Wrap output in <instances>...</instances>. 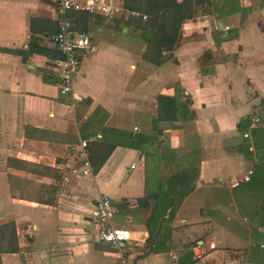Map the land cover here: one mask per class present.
Segmentation results:
<instances>
[{"label": "crops", "instance_id": "crops-1", "mask_svg": "<svg viewBox=\"0 0 264 264\" xmlns=\"http://www.w3.org/2000/svg\"><path fill=\"white\" fill-rule=\"evenodd\" d=\"M102 1L113 19L73 13L96 51L62 95L49 0H0V226L19 248L1 264H123L95 239L103 195L132 264H264V0H177L195 14L160 66L144 59L154 21ZM187 98L184 119L161 101ZM82 141L99 167L87 176Z\"/></svg>", "mask_w": 264, "mask_h": 264}, {"label": "built area", "instance_id": "built-area-1", "mask_svg": "<svg viewBox=\"0 0 264 264\" xmlns=\"http://www.w3.org/2000/svg\"><path fill=\"white\" fill-rule=\"evenodd\" d=\"M52 5L56 20L57 32L53 35V43L61 58L56 61L59 76L58 89L62 95L71 94L75 91V76L79 72L81 61L90 57L96 51V46L92 37L83 31H75L73 26V13L83 12L89 15L102 14L107 19H113L118 13V9L102 0H87L80 3L75 0H49ZM135 16L134 14H130ZM261 123L257 116L250 119V130L256 129ZM244 138H250V131L243 133ZM87 143L82 141L78 148V156L82 164V174L90 175L92 166L86 152ZM253 174L248 170L239 180L231 182L232 187H237L240 183L250 181ZM114 214L112 201L108 196H101L92 215L95 229V239L99 243L108 244L114 248L122 259L123 264H132L124 260L127 253V246L131 240L130 231L124 227L113 225L111 218ZM200 252H195V257L200 258ZM172 260H176L174 254L170 255Z\"/></svg>", "mask_w": 264, "mask_h": 264}, {"label": "trees", "instance_id": "trees-1", "mask_svg": "<svg viewBox=\"0 0 264 264\" xmlns=\"http://www.w3.org/2000/svg\"><path fill=\"white\" fill-rule=\"evenodd\" d=\"M123 10L129 14H134L136 18H132V21L141 26V29L144 31L147 28H151L150 21H154L155 26L153 31L147 37V51L144 59L156 66L162 65L167 60V53L178 46L181 40L180 31L183 22L192 19L195 14L190 2L179 3L177 0H125ZM39 52L41 51L36 48L35 43H30L27 54L32 55ZM161 101L170 102L175 107L174 115L178 119L186 117L188 106L191 105L189 98L183 102L180 99L175 101L161 99ZM247 127L248 121L246 120L242 126H238V129L243 134ZM92 168L94 172L99 169V167L95 166ZM0 231H2L1 238L7 245L6 248H0V255L18 252L19 248L14 223L0 226Z\"/></svg>", "mask_w": 264, "mask_h": 264}, {"label": "rangeland", "instance_id": "rangeland-1", "mask_svg": "<svg viewBox=\"0 0 264 264\" xmlns=\"http://www.w3.org/2000/svg\"><path fill=\"white\" fill-rule=\"evenodd\" d=\"M1 232H2V231H0V248H6L7 245H6L5 242H3L2 238H1ZM0 264H1V260H0Z\"/></svg>", "mask_w": 264, "mask_h": 264}]
</instances>
